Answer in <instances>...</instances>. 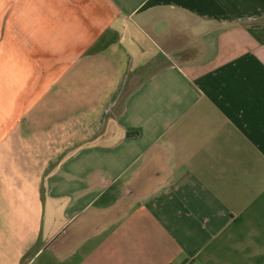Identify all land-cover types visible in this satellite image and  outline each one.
<instances>
[{"label": "crops", "instance_id": "obj_1", "mask_svg": "<svg viewBox=\"0 0 264 264\" xmlns=\"http://www.w3.org/2000/svg\"><path fill=\"white\" fill-rule=\"evenodd\" d=\"M0 2V264H264V0Z\"/></svg>", "mask_w": 264, "mask_h": 264}, {"label": "rangeland", "instance_id": "obj_2", "mask_svg": "<svg viewBox=\"0 0 264 264\" xmlns=\"http://www.w3.org/2000/svg\"><path fill=\"white\" fill-rule=\"evenodd\" d=\"M0 6H3L2 3L0 2ZM4 7V6H3ZM3 15V13L0 12V20H1V16Z\"/></svg>", "mask_w": 264, "mask_h": 264}]
</instances>
